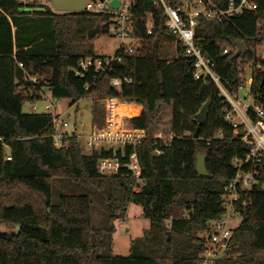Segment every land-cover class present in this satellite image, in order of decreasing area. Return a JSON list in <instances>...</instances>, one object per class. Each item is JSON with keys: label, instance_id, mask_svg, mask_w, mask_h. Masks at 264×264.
<instances>
[{"label": "trees", "instance_id": "16d2710c", "mask_svg": "<svg viewBox=\"0 0 264 264\" xmlns=\"http://www.w3.org/2000/svg\"><path fill=\"white\" fill-rule=\"evenodd\" d=\"M136 1L134 32L140 47L133 54L118 49L116 55L121 59L103 74L89 68L80 76L76 71L81 60L96 55L91 49L78 52L72 48V16L100 18L87 25L89 31L103 24L101 15L21 11L16 0H0V138L12 156L10 161L5 159V147L0 143V222L14 226L12 232L0 230V264L204 263L206 239L200 234L208 232V223L224 215L221 197L236 174L233 159L245 155L247 148L225 119L230 105L219 98L218 85L209 76L194 77L193 62L166 30V21L153 0ZM229 1L212 0L221 8ZM252 1L256 9L239 16L222 22L200 20L195 34L227 91L238 92L243 76L252 70L254 103L264 107V60L257 56L264 42V0ZM148 12L155 18L152 34L145 28ZM164 39L176 42L172 59L154 55ZM231 40L244 42L246 53L237 55ZM227 48L229 53L224 54ZM44 74L41 82L33 79ZM112 79H121L122 84L114 86ZM44 86L55 99L72 103L82 98L95 103L108 98L136 102L142 112L134 103L122 104V112L132 117L133 127L149 133L163 105H171L173 137L164 140L149 135L140 142L141 181L121 174L102 175L97 163L112 156V151L85 154L77 135L58 148L52 114L24 112L30 100L24 90L35 89L32 100L37 101ZM207 101L211 102L206 121L199 124L197 113ZM93 110L101 128L104 116L96 114L95 106ZM198 152L205 155L209 178L197 173ZM259 168L264 170V166ZM55 178L101 189L108 225L94 227L88 193L62 194L54 202ZM248 198L250 204L230 238L231 249L215 264H264L263 185L254 186ZM130 203L142 208L150 227L143 240L132 243L128 256L114 255V222L126 216Z\"/></svg>", "mask_w": 264, "mask_h": 264}, {"label": "built area", "instance_id": "2783aa9c", "mask_svg": "<svg viewBox=\"0 0 264 264\" xmlns=\"http://www.w3.org/2000/svg\"><path fill=\"white\" fill-rule=\"evenodd\" d=\"M56 0H16L21 10L42 13H60L55 8ZM114 1L118 2L113 6ZM136 0H87L83 9L78 13H90L101 15L104 18L103 24H107V31L122 40L129 38L131 43L121 42L124 54H133L140 47V39L134 32L136 26ZM153 5L162 12L166 30L175 36L176 40L184 47L185 56L193 62L194 77L196 79L211 77L220 89L219 98L230 105L226 109L225 119L230 123L237 137L247 148L242 157H235L233 165L236 167V174L225 186L221 197L225 213L219 219L209 224L207 232L206 247L203 251V259L206 264H215L217 260L230 250L229 241L235 228L231 223L236 221L235 217H242V212L250 204L248 192L257 185H264L261 179L264 170V107L254 103L251 93L253 83L252 70L248 69L243 76V84L238 92H229L221 83L219 76L213 71V62L205 56L199 46V38L195 30L200 20H211L222 22L234 16L241 15L246 10H255L256 4L252 0H240L236 3L230 0L226 8L214 5L212 0H153ZM154 13H146L145 28L147 34H152L154 27ZM229 49L224 50L228 54ZM119 55L113 57L96 56L82 59L76 75H83V72L93 68L96 72H107ZM20 66H23L20 64ZM260 67V66H259ZM35 79V78H34ZM111 84L120 86L121 79H112ZM248 94L252 97V103L245 106L242 98ZM117 100L108 98L106 102V120L102 128H98L88 135L86 146L90 151H101L102 149L112 151V156L99 159L97 163L98 172L102 175H127L141 181L142 166L137 152L140 142L149 135L144 129L132 126L131 117L124 116L118 120L119 115L115 111ZM126 104L136 102H127ZM51 109L49 105L46 106ZM141 109V107H140ZM54 126V145L62 148L68 143V139L76 132L68 131L69 123L59 114H52ZM221 134H219L220 136ZM1 145H4L0 138ZM5 159H12L11 150L4 145ZM131 149V151H127ZM159 153V152H158ZM261 169V170H260ZM239 225V224H238ZM237 225V226H238Z\"/></svg>", "mask_w": 264, "mask_h": 264}, {"label": "rangeland", "instance_id": "374dc122", "mask_svg": "<svg viewBox=\"0 0 264 264\" xmlns=\"http://www.w3.org/2000/svg\"><path fill=\"white\" fill-rule=\"evenodd\" d=\"M24 11V10H21ZM100 20L98 17H82L80 15L72 16V29L69 33L72 48L75 51H84L91 49L96 56L113 57L116 54L121 42L129 44L131 39H121L114 36L112 33L106 31L105 33L99 32L92 39L87 38L88 26L91 22ZM261 36L264 38V22L261 24ZM85 33V35H84ZM141 43V41H140ZM157 50V51H156ZM154 55L160 57H166L172 59L176 56V42L169 41L168 39L162 40L161 47L154 50ZM257 56L259 59L264 60V42L257 50ZM50 76V72H47V77ZM46 75H41L35 81L41 82L45 80ZM26 93L30 96V100L27 101L23 107L24 112H37V113H51L59 114L69 123L68 131L76 132L79 139V143L82 152L85 154L91 153L90 149L86 146L88 135L93 133L99 127V122L96 120L94 114V106L98 113L104 116V125L106 120V107L107 99L100 100L95 103L90 98H82L76 103H72L70 99H55L49 88L44 86L40 90L41 98L37 101L32 100V96L35 93V89L30 91L25 89ZM247 97L241 100L248 106L252 103V97L248 94V88H246ZM124 101V100H123ZM119 104V101H118ZM49 105L50 110L46 108ZM124 114V113H123ZM122 115V114H121ZM126 116L125 114L122 117ZM103 125V126H104ZM98 128H97V127ZM102 126V127H103ZM101 127V128H102ZM148 135L152 137L162 138L169 140L173 137L172 134V106L163 105L160 113L156 116L152 126L150 127V133ZM89 194L93 202V225L96 228H103L108 225V211L105 206L102 190L97 189L93 185L85 187L64 178H55L53 181V201L57 202L58 198L62 194ZM236 221L231 223V227H237L241 222L242 217L236 216ZM116 230L112 236V254L120 256H128L131 251L132 243L137 240H143L146 230L150 227V220L147 219L140 206L130 203L128 206L127 214L123 219H118L114 222ZM0 230L12 232L14 226L9 223L0 222ZM203 237H207V232L200 234ZM206 264V263H203Z\"/></svg>", "mask_w": 264, "mask_h": 264}, {"label": "water", "instance_id": "95a60500", "mask_svg": "<svg viewBox=\"0 0 264 264\" xmlns=\"http://www.w3.org/2000/svg\"><path fill=\"white\" fill-rule=\"evenodd\" d=\"M87 0H56L55 1V8L57 11L60 13H78L80 12L83 7L85 6ZM113 6H117L118 2L114 1L112 3ZM107 31V24H101L97 25L96 27L90 29L87 33V38L92 39L97 33L102 32L105 33ZM230 44L236 49V54H245L247 51L246 44L242 41H236V40H231ZM264 85V70H263V81L261 83ZM211 101H207L200 111L197 113L196 119L199 124H204L206 121V117L208 114V109L210 106ZM198 133H195V138H197ZM196 170L201 178H209V172L206 168V163H205V155L202 154L201 152L197 153V160H196ZM261 179H264V173L261 177ZM264 189V185H263ZM210 223H208L209 225ZM19 229V227H17Z\"/></svg>", "mask_w": 264, "mask_h": 264}, {"label": "crops", "instance_id": "0c3cea01", "mask_svg": "<svg viewBox=\"0 0 264 264\" xmlns=\"http://www.w3.org/2000/svg\"><path fill=\"white\" fill-rule=\"evenodd\" d=\"M115 99H117V100L119 101V109H120V113H121L122 115H124L123 112H122L121 106H122V104H124L125 101H123V100H121V99H118V98H115ZM140 106H141V105H140ZM141 112H142V106H141ZM131 118H132V117H131ZM96 127H97V126H96Z\"/></svg>", "mask_w": 264, "mask_h": 264}, {"label": "bare ground", "instance_id": "6f19581e", "mask_svg": "<svg viewBox=\"0 0 264 264\" xmlns=\"http://www.w3.org/2000/svg\"><path fill=\"white\" fill-rule=\"evenodd\" d=\"M116 100H117V99H116ZM116 104H118V100H117ZM115 111H116V113L119 115L118 120L120 121V119L122 118V115H121V113H120L119 105H117V106L115 107Z\"/></svg>", "mask_w": 264, "mask_h": 264}]
</instances>
